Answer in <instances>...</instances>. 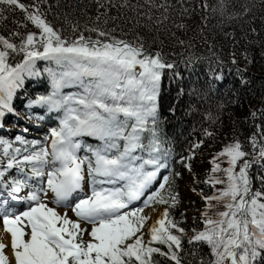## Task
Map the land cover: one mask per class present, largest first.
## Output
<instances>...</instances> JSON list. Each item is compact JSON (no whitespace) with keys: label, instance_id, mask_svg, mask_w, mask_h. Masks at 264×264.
Wrapping results in <instances>:
<instances>
[{"label":"snow or ice","instance_id":"6c2138e0","mask_svg":"<svg viewBox=\"0 0 264 264\" xmlns=\"http://www.w3.org/2000/svg\"><path fill=\"white\" fill-rule=\"evenodd\" d=\"M47 2L0 0V22L7 13H23L7 35L0 33V120L17 114L13 100L25 78L45 75L48 91L26 107L58 116L46 137L50 144L20 134L14 142L0 137V225L10 235V244L0 242V264H264V174L252 173L254 165L264 169V109L247 138L251 151L238 136L225 137L209 157L204 183L213 192L203 197V227L194 225L188 236L174 216L182 175L175 165L191 172L190 157L205 140L192 141L189 156L162 135L161 80L166 70L177 74L176 63L142 35L73 24L68 36L48 19ZM244 59L236 69L241 77L252 63L247 54ZM231 63H240L235 53ZM211 76L190 94L204 98L218 90L224 75ZM249 115L257 119V111ZM155 205L165 207L145 227L144 209ZM217 206L223 210L213 218L209 212Z\"/></svg>","mask_w":264,"mask_h":264},{"label":"trees","instance_id":"16d2710c","mask_svg":"<svg viewBox=\"0 0 264 264\" xmlns=\"http://www.w3.org/2000/svg\"><path fill=\"white\" fill-rule=\"evenodd\" d=\"M205 2L208 5L206 9L203 7ZM48 4L52 5L47 12L48 19L68 36L72 35L73 24L78 25L81 31L85 26H98L115 29L116 35L126 34L127 38L138 34L145 37L148 46L160 50L166 59L176 63L174 71L177 74L166 70L167 74L161 80L158 110L162 135L173 142L177 153L189 156V144L197 138L205 140L196 150V155L190 157L191 172L180 163L175 165L182 175L176 177L179 203L174 216L191 236L192 228L200 224L201 216L193 218L188 211L195 207L203 212V197L213 192L204 183L209 157L220 149L225 137L231 140L238 136L247 150H252L247 138L256 131L254 124L259 123V110L264 109V0H223V11L221 0H48L43 7L47 9ZM162 4L168 6V11L159 7ZM7 15L8 20L0 22V33L5 35L16 27L14 18L23 19V13L19 11ZM29 28L33 26L29 24ZM233 53L240 62L238 65L231 63ZM245 54L252 63L241 77L236 69L244 68ZM189 60L192 63L186 64ZM221 60L224 62L222 65L219 63ZM44 63L38 61V66L43 68ZM211 72L224 75V82L218 85V90L214 88L204 98L190 94L192 89H202L206 79H212ZM242 79L244 83H241ZM46 91V75L26 77L23 88L17 91L13 100L16 113L22 110L28 116H38L26 105L28 99ZM252 111H257L255 121L249 115ZM208 112L215 117L214 121L207 119ZM54 118L58 120L57 114ZM3 120L23 126L13 114H8ZM203 129L214 131L215 135L204 137ZM16 135L11 137L0 131V137L13 142ZM252 173L254 176L264 174V169L254 165ZM255 186H260L258 181ZM211 203L217 204L215 200ZM218 210L223 208L214 207L209 215L218 218ZM200 226L203 227L202 224Z\"/></svg>","mask_w":264,"mask_h":264},{"label":"rangeland","instance_id":"374dc122","mask_svg":"<svg viewBox=\"0 0 264 264\" xmlns=\"http://www.w3.org/2000/svg\"><path fill=\"white\" fill-rule=\"evenodd\" d=\"M20 115V117L23 119V120H26V121H28L27 120V118H26V116L24 115V114H19ZM28 117V116H27ZM29 120H31V118L29 119ZM29 122V121H28ZM13 129L14 128H12V133H17V132H15V131H13ZM23 129H25V128H23ZM22 129V131H20V132H22V133H25L24 132V130ZM10 132V134H12ZM27 134H29V136H37L38 137V139L41 137V135L40 134H34V132H32V131H30V129L28 130V133ZM50 135V132H49V134L48 135H46L45 136V138H44V142H47V143H49L50 144V140H47L46 141V137H48ZM185 191V190H184ZM50 206H53V207H55V205H50ZM156 209V210H153V209ZM163 206L162 205H155V206H150L149 208H145L144 209V213L143 214H147V215H149L150 216V219L147 221V223H146V225H145V227H147L148 225H150V224H152V223H154L155 222V220L159 217V214L163 211ZM60 211H63V209H59ZM69 210V212H68V214H69V216H71L73 219H75V217H74V214L71 212V210L70 209H68ZM189 216H192L193 218L194 217H196V216H200V210H197L195 207H190V211H189ZM2 225H0V232H2V234H4V237L2 238V237H0V242H3V243H5V241H7V244H10V235H9V237H8V239L6 238V235H5V232L4 231H2L1 229H2V227H1ZM9 252H10V250L9 249H6L5 250V254H9Z\"/></svg>","mask_w":264,"mask_h":264},{"label":"bare ground","instance_id":"6f19581e","mask_svg":"<svg viewBox=\"0 0 264 264\" xmlns=\"http://www.w3.org/2000/svg\"><path fill=\"white\" fill-rule=\"evenodd\" d=\"M24 130V129H23ZM18 131H22V128H20ZM68 212H69V210H68ZM2 227V226H1ZM2 231H4L3 230V227H2V229H1ZM5 235H6V238L8 239V237H9V234H7L6 232H5ZM0 237H4V234H2V232H0ZM5 244H7V241H5Z\"/></svg>","mask_w":264,"mask_h":264}]
</instances>
